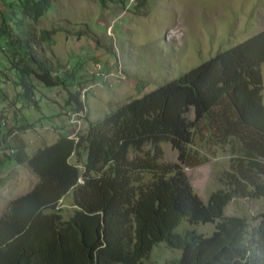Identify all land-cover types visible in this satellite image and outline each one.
<instances>
[{
  "label": "trees",
  "instance_id": "16d2710c",
  "mask_svg": "<svg viewBox=\"0 0 264 264\" xmlns=\"http://www.w3.org/2000/svg\"><path fill=\"white\" fill-rule=\"evenodd\" d=\"M51 1L18 0L0 18V38H6L0 54L17 71L21 98L34 109L40 106L33 76L47 88L69 90L59 74L63 67L34 49L64 30H42L36 39L15 7L38 21ZM150 1L137 0L135 8L146 16ZM98 3L105 9L127 5L126 0ZM263 64L264 31L91 122L77 138L62 135L32 156L22 140L12 145L5 139L11 160L39 181L10 201L0 218V264H147L160 243L182 251L168 264H264V214L252 230L245 219L225 216L235 198L264 199ZM71 104L78 112L86 109L80 92H69ZM192 108L193 122L186 116ZM200 125L215 143L232 150L226 189L207 203L181 165L163 162L162 144L168 143L182 164L201 165L190 148ZM146 175L152 179L146 181ZM68 197L75 210L66 219L62 203ZM183 221L213 224L216 231L210 237L195 231L176 234Z\"/></svg>",
  "mask_w": 264,
  "mask_h": 264
},
{
  "label": "rangeland",
  "instance_id": "374dc122",
  "mask_svg": "<svg viewBox=\"0 0 264 264\" xmlns=\"http://www.w3.org/2000/svg\"><path fill=\"white\" fill-rule=\"evenodd\" d=\"M11 3L18 0H0V18L8 13ZM126 4L105 9L98 0H52L49 12L38 21L15 7L17 18L36 39L42 30H64L52 41L34 45V49L63 67L59 74L66 77L69 90L47 88L33 76L40 106L34 109L21 98L23 89L17 71L0 54V218L10 201L28 194L39 181L26 166L11 160L13 153L5 139L12 145L22 140L32 156L62 135L77 138L91 122L264 31V0H151L146 16L135 8L137 0H126ZM80 31L87 35L78 36ZM0 46L6 48V38H0ZM261 70L264 87V64ZM70 91L81 93L86 103L84 111L67 105ZM186 116L193 122L194 109ZM198 129L190 148L196 160L203 162L201 165L182 164L178 151L168 143L162 144L163 162L181 165L194 192L207 203L213 193L226 189L225 173L231 170L232 150L230 145L215 143L204 125ZM71 162L76 163V159ZM151 179L145 176L146 181ZM62 208L66 219L73 215L70 197ZM263 214L264 199L235 198L225 212L226 217L245 219L250 230L261 223ZM187 231L210 237L216 226H190L183 221L175 233ZM181 256L182 251L160 243L145 262L168 264Z\"/></svg>",
  "mask_w": 264,
  "mask_h": 264
}]
</instances>
